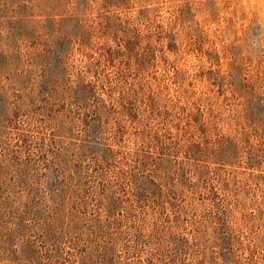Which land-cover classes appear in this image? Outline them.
<instances>
[{
	"label": "rangeland",
	"instance_id": "rangeland-1",
	"mask_svg": "<svg viewBox=\"0 0 264 264\" xmlns=\"http://www.w3.org/2000/svg\"><path fill=\"white\" fill-rule=\"evenodd\" d=\"M0 264H264V0H0Z\"/></svg>",
	"mask_w": 264,
	"mask_h": 264
},
{
	"label": "trees",
	"instance_id": "trees-1",
	"mask_svg": "<svg viewBox=\"0 0 264 264\" xmlns=\"http://www.w3.org/2000/svg\"><path fill=\"white\" fill-rule=\"evenodd\" d=\"M221 157V158H219ZM212 161H217L216 159H219V162L220 163H225L227 161L228 164H230L228 161V157L227 158H223L222 157V154L220 153H216L213 154V158H210ZM214 159V160H213ZM229 159H233V158H229ZM176 160L175 159H171L169 160V165L168 166H165V170H167L168 172H172L173 174H176V164H175ZM195 166L198 169V179L199 181L201 180H205L207 179V182H208V175H209V170H208V166H205V165H202V164H195ZM203 174H205L204 176H202ZM167 183L170 184L174 189H176V192H175V198L176 200L180 201V202H187V205H186V211L188 209H192L195 204L194 202L192 201H188L187 198H186V191L188 190V187L190 186V182L184 178V180H181L179 178L176 177V179H170L168 178L167 179ZM170 187V186H169ZM188 213V212H187Z\"/></svg>",
	"mask_w": 264,
	"mask_h": 264
}]
</instances>
